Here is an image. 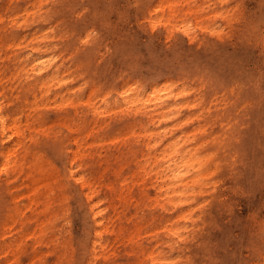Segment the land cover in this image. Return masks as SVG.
I'll use <instances>...</instances> for the list:
<instances>
[{
    "label": "rangeland",
    "instance_id": "1",
    "mask_svg": "<svg viewBox=\"0 0 264 264\" xmlns=\"http://www.w3.org/2000/svg\"><path fill=\"white\" fill-rule=\"evenodd\" d=\"M152 1L37 0L35 16L34 0H0V28L6 30L0 40V91L7 89L2 99L20 118L37 166L56 180L57 197L67 184L71 197L79 190L78 181L66 184L63 178L72 169L96 177L106 166H116L117 158L123 164L119 174L134 186L131 161L144 162L143 153H148L152 179L142 188L149 196L151 232L143 242L166 257L156 264H263L264 0H239L233 26L212 12L204 15L222 34L197 26L195 37L203 39L201 45L179 26L169 32L173 26L167 27V9L154 24L140 22L143 6L150 7ZM201 4L209 10V0H194L193 6ZM232 5L229 1L224 7ZM187 6L178 0L177 8ZM188 16L195 23L194 16ZM240 20L249 27L246 32ZM32 59L37 64L51 59L53 66L39 64L41 72L33 73ZM14 66L26 70L16 79L10 76ZM201 78L209 93L217 92L224 103L206 116L192 104ZM165 82L174 92L184 90L174 98L180 110L169 120L152 122L119 93L133 84L149 91ZM89 96L101 106L99 112L88 105ZM71 125H79L78 130ZM79 133L88 154L84 168L78 166L81 159L73 160ZM1 138L0 183H5L10 170L2 167L6 148H1ZM174 140L191 160L180 180L163 183L156 172L169 163L164 154L175 146H169ZM12 142L8 139L5 145ZM22 180L6 181L4 196L21 206L28 203L29 183ZM69 205L65 230L76 244L87 238L91 221L75 197ZM172 225L180 228L178 233L164 230ZM51 260L47 255L46 264Z\"/></svg>",
    "mask_w": 264,
    "mask_h": 264
},
{
    "label": "bare ground",
    "instance_id": "2",
    "mask_svg": "<svg viewBox=\"0 0 264 264\" xmlns=\"http://www.w3.org/2000/svg\"><path fill=\"white\" fill-rule=\"evenodd\" d=\"M145 1L151 2L152 0ZM185 1L188 6L183 10L177 8L178 0H153L150 7L143 6L140 22L149 21L154 24L167 9V21L170 23L167 27L173 26L168 27L169 32L174 29V26H179L178 28H182L189 39L199 45L203 43V39L198 40L195 37L194 30L197 26L213 35L222 34L221 29L212 27L211 17H204V15H210L212 12L214 16H222L227 26H233L237 22L236 8L238 6L236 4L239 0H209L210 6L219 4L220 7L216 9L209 6L207 11L204 10L203 4L193 6L194 0ZM229 1L233 2V5L231 8H225L224 5ZM33 4V14L39 16L35 8L39 6L37 0H34ZM188 15L194 16L195 23L188 20ZM240 22L242 30L246 32L248 25L244 20ZM4 28H0V40L6 35ZM261 39L264 43V36H261ZM33 48H38V46L35 45ZM34 61L35 59H32L29 66V71L33 73L41 72V68L38 69L39 64L43 67L53 66L51 59L37 61L38 64ZM25 71L21 66H14L10 76L13 75L16 79ZM2 83L0 82V85ZM200 84L196 93L198 96L194 97L192 104L198 108L201 116H206L217 110L223 102L220 101L217 92L209 93L205 79L201 78ZM20 87L18 86L16 90ZM183 92L184 90L174 92L171 83L165 82L153 84L149 91L133 84L124 87L119 93L128 106H136L138 112L148 115L149 120L154 122L156 118L159 121H163L162 118L169 120L172 118L171 113L180 110L174 98L178 99ZM6 94L7 89L3 86L0 91V135L2 137L1 148H6V152H3L5 160L2 162V167L10 171L5 183H0V264H46L47 255L52 257L49 264H156L165 260L166 257L162 251H155L154 247L147 246L143 242L144 237L151 232L149 230L151 222L147 220L146 211L149 196L142 188L145 182L152 179V168L147 171L150 160L148 153H143L144 162L141 159L131 161L134 167L132 172L134 186L129 185L127 179L119 174L123 170V164L120 165L122 161L117 158L114 163L116 166H106L104 172L96 177L84 172L78 175L75 173L76 170L72 169L69 174L63 175V178L66 184L71 179L78 181L79 190L71 197L68 192L71 186L67 184L62 196L57 197L56 180L52 175L45 174L38 167L36 158L31 156L20 118L13 115L5 104V100L2 99ZM88 105L95 112H99L101 108L91 96H89ZM27 125H31L29 118ZM71 128L78 130L79 125L74 127L71 125ZM12 138L11 145L6 146V140ZM74 138L77 149L73 160L81 159L78 166L84 168V161L88 155L84 149L85 137L79 133ZM172 144L175 146L164 154L168 156L169 163L164 171L162 169L161 173L156 172L160 174L157 177L163 183L167 179L180 180L184 175L185 165L191 160L190 156L180 152V148H176L178 146L176 140L169 143V146ZM164 156L156 162L163 160ZM19 177H23L22 181L26 179L29 182L26 194L28 203L23 206L18 205L13 199L7 201L4 197L8 190L6 181ZM4 184L5 187H3ZM162 187L163 184L160 191ZM169 187L171 188L170 185ZM74 197L91 221L90 227L86 228L87 238H80L76 244L68 237L64 221L70 209V200ZM154 200L159 201L157 197ZM26 223L31 225L30 229H24ZM164 230L178 233L180 228L172 225L168 229L166 226ZM8 233L11 234L8 235ZM40 247H44L45 250L39 251Z\"/></svg>",
    "mask_w": 264,
    "mask_h": 264
}]
</instances>
